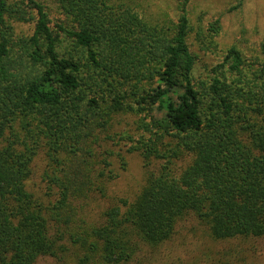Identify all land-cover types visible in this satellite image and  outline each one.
Listing matches in <instances>:
<instances>
[{"label": "trees", "instance_id": "1", "mask_svg": "<svg viewBox=\"0 0 264 264\" xmlns=\"http://www.w3.org/2000/svg\"><path fill=\"white\" fill-rule=\"evenodd\" d=\"M189 2L0 0V264H152L188 218L264 238V36L196 75L189 37L221 24ZM133 152L142 183L111 194Z\"/></svg>", "mask_w": 264, "mask_h": 264}, {"label": "rangeland", "instance_id": "2", "mask_svg": "<svg viewBox=\"0 0 264 264\" xmlns=\"http://www.w3.org/2000/svg\"><path fill=\"white\" fill-rule=\"evenodd\" d=\"M170 0H161L165 3ZM236 6V8L232 7ZM172 15L176 14L172 7ZM189 14L191 21L197 24L201 18L204 26L208 21L220 18L221 33L215 37V46L210 50L200 49L194 42L193 35L189 37L191 49L197 54L195 74L204 73V67L215 63L220 59L224 50L230 45H236L246 56L257 55L262 57L259 45L264 36V0H190ZM26 30L29 29L27 26ZM127 164L124 169L119 170L118 177L109 187L111 194L132 196L142 183L144 169L140 157L136 152L126 155ZM234 243L228 241L213 243L206 237L203 226H200L192 218L182 223V227L173 238L159 248L152 256V264H191L194 256L201 257L202 253L214 258L228 246L233 250H240L246 246L245 255L235 254L230 258L238 264H264V238L247 240L233 239ZM224 261V259H223ZM197 263V262H196ZM36 264H55L54 260L40 259Z\"/></svg>", "mask_w": 264, "mask_h": 264}]
</instances>
